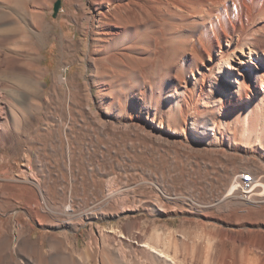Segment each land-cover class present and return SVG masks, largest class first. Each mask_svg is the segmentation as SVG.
I'll return each mask as SVG.
<instances>
[{"label":"rangeland","instance_id":"1","mask_svg":"<svg viewBox=\"0 0 264 264\" xmlns=\"http://www.w3.org/2000/svg\"><path fill=\"white\" fill-rule=\"evenodd\" d=\"M56 1L0 0V80L16 133L0 145V240L28 257L42 249L44 264H141L138 244L156 235L176 264L260 261L264 190L226 193L241 173L264 183V100L236 122L216 113L194 135L179 93L190 86L191 105L196 85L168 68L176 20L134 7V30L117 22L101 41L109 21L91 13L118 17L122 0H59L54 15ZM19 17L28 29L18 36L6 28ZM211 84L203 119L218 102L217 75Z\"/></svg>","mask_w":264,"mask_h":264},{"label":"bare ground","instance_id":"2","mask_svg":"<svg viewBox=\"0 0 264 264\" xmlns=\"http://www.w3.org/2000/svg\"><path fill=\"white\" fill-rule=\"evenodd\" d=\"M24 1L27 3L28 0ZM122 1L124 4L113 6L116 10H125L124 14L119 12L118 17L110 13L109 7L107 10L97 8L95 14L91 13V21L96 15L109 21L101 24L98 22L100 26L96 28V34L101 37V41H104L106 36L119 33L121 28L116 26L117 22L121 23L125 30H134L135 26L132 25L134 7L139 10L145 7L150 13L163 12L177 21V27L170 32V35H173L172 38L176 37V43L174 42L176 47L171 52L168 68L177 72V67L181 65L180 71L183 78L186 77V72L189 73L193 84L196 85V98L195 101H190L191 105L186 99V96L190 97L194 94L191 87L185 85L179 93L183 102L190 106L194 114L189 117V128L193 131L192 134L205 135L212 129L211 126L217 124L214 117L216 113L222 112V122H228V120L236 122L244 112L253 109L255 104L253 97H259L260 101L264 100V0ZM16 24L8 26L6 30L18 36L27 32L25 17H19ZM184 36L186 39H183ZM20 38L22 39L21 36ZM5 55L6 51H0V74L5 67H8ZM214 75H217L221 81V85L214 86L218 102H215L216 97L212 98L214 103L212 111L203 119L195 114H198L200 98L207 97L211 93V78ZM59 79L62 80V77ZM170 80L173 83L179 81L175 74ZM8 108L0 80V145L10 143L16 138V133L9 121L12 112ZM239 177L233 180L226 196L238 190ZM253 180L252 192L241 193L248 199L260 195L264 190L263 182L255 181L254 178ZM70 210L69 205L64 208L65 213H69ZM157 238L156 235L154 240L138 244L142 254L139 262L141 264H176L166 241L161 244ZM118 249L120 253H116L117 255L126 253L122 248ZM32 251V256L28 257L24 250L11 247L8 241L0 240V264H44L46 262V254L42 249L37 247ZM262 253L260 261L256 264H264V252ZM33 256L36 263H32ZM233 264L253 263L239 257L233 261Z\"/></svg>","mask_w":264,"mask_h":264},{"label":"built area","instance_id":"3","mask_svg":"<svg viewBox=\"0 0 264 264\" xmlns=\"http://www.w3.org/2000/svg\"><path fill=\"white\" fill-rule=\"evenodd\" d=\"M239 180L237 182L238 184V190L242 194H247L252 192L254 189V180L251 175L246 173H241L239 175Z\"/></svg>","mask_w":264,"mask_h":264},{"label":"water","instance_id":"4","mask_svg":"<svg viewBox=\"0 0 264 264\" xmlns=\"http://www.w3.org/2000/svg\"><path fill=\"white\" fill-rule=\"evenodd\" d=\"M59 7H60V1L58 0L54 3V15L58 11Z\"/></svg>","mask_w":264,"mask_h":264}]
</instances>
